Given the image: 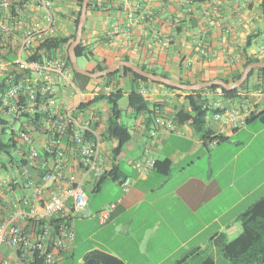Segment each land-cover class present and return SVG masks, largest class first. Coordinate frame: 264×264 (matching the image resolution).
Wrapping results in <instances>:
<instances>
[{
	"label": "crops",
	"instance_id": "obj_1",
	"mask_svg": "<svg viewBox=\"0 0 264 264\" xmlns=\"http://www.w3.org/2000/svg\"><path fill=\"white\" fill-rule=\"evenodd\" d=\"M53 1L55 21L45 37H70L77 30V0ZM36 23L48 27L45 13L37 5L13 2L8 9L0 6V68L6 65L12 74L16 72L12 62L32 54V50H21V41L26 29ZM2 25L11 26L12 34H3ZM81 41L93 52L90 58L83 56V67L90 71L125 60L178 81L222 79L243 71L248 57L264 61V0H92ZM65 49H60L58 56L62 57ZM5 77L0 69V85ZM118 79L123 89L119 105L124 127L118 137H111L108 99L83 108L80 105L95 94L108 95L114 84L92 78L88 90L80 92L70 68L66 77L54 78L58 107L73 110L100 134L99 164L104 174L112 173L99 184L102 175L86 173L77 150L65 140L67 170L83 181L88 205L82 214L70 217L75 236L59 253L61 263L83 264L85 255L97 249L125 264H201L208 256L218 264L216 239L235 238L242 231L240 214L264 196V127L253 121L234 128L215 121L211 113L216 103L229 108L246 99L253 106L252 114L259 113L264 108V87L253 88L259 75L234 97L225 98L215 90L203 92L210 105L207 126L226 138L207 144L191 120L176 117L189 110L185 93L137 82L151 103L153 115L149 118L148 112H134L129 104V77ZM70 87L78 94L67 103L64 99H69ZM157 116L172 121L173 129L157 127ZM0 121L1 140L6 142L18 125L9 115ZM19 144L24 151V143ZM12 154L11 159L0 151V180L8 181L2 194L6 201L28 193L19 169L25 162L23 153L12 148ZM150 161L163 163L148 168ZM167 161L169 171L164 173ZM31 174H35L33 170ZM126 178L132 180L127 191L122 186ZM111 203L115 207L108 220L102 221L100 212ZM64 213L69 214L67 210ZM3 214L0 208V221ZM24 226L28 230L30 222ZM3 255L18 258L14 248H4Z\"/></svg>",
	"mask_w": 264,
	"mask_h": 264
},
{
	"label": "built area",
	"instance_id": "obj_2",
	"mask_svg": "<svg viewBox=\"0 0 264 264\" xmlns=\"http://www.w3.org/2000/svg\"><path fill=\"white\" fill-rule=\"evenodd\" d=\"M13 2L40 7L45 13L48 27L36 23L24 32L21 50H32V54L28 58L17 57L12 62L15 73L23 74L22 78L16 81L6 65L0 68L8 77L7 88L0 92V118L9 115L18 125L10 132L9 139L17 142L15 152L23 153L22 157L25 158L19 169L23 187L28 190L27 194L6 201L2 194L8 181L0 180V208L4 210L0 221V264H62L59 253L74 239V231L70 221L60 222L56 228L50 221L66 210L70 217L80 215L88 205L83 181L67 170L68 147L65 140L70 141L77 150L84 171H93L100 177L104 174L99 164L101 137L88 121H81L73 110L58 107L54 78L68 75L66 61L60 56L48 57L45 54L41 60L29 59L55 21L52 11L54 1L1 0L0 6L8 9ZM2 32L11 35L13 29L9 25H2ZM39 52L44 53L43 50ZM215 91L223 94L221 88ZM216 106L211 113L213 119L229 123L234 128L245 126L253 110L248 99L239 106L226 108L219 106V103ZM154 121L157 127H174L172 121L162 116H157ZM1 127L3 124L0 121ZM151 133L155 134L156 131L152 130ZM39 140H43V144ZM20 142L25 145L24 151ZM154 165L155 161H150L148 168ZM31 170L35 174H31ZM131 182L130 178L122 181L125 191ZM114 207L115 203H111L103 209L100 219L108 220ZM23 222H30L28 230ZM4 248H14L18 258L13 260L4 256Z\"/></svg>",
	"mask_w": 264,
	"mask_h": 264
},
{
	"label": "trees",
	"instance_id": "obj_3",
	"mask_svg": "<svg viewBox=\"0 0 264 264\" xmlns=\"http://www.w3.org/2000/svg\"><path fill=\"white\" fill-rule=\"evenodd\" d=\"M83 0H77V5L79 7L77 11V16L75 19V27L77 28L79 17L81 14ZM92 6V0L89 2L88 10ZM75 33L70 37L66 36H49L46 37L36 48L34 54L29 58L30 60H41L45 55L48 57H56L58 56V52L62 48H66L63 53L62 58L66 61L67 66L71 69L74 74V83L76 87L85 92L88 90V85L92 80L91 77L87 75H83L77 72L73 68V64L70 60V56L68 53V47L70 43L74 40ZM250 45V44H249ZM248 45V46H249ZM44 51V53H40L39 51ZM76 53L78 58L86 56L90 58L93 55L92 50L87 49L83 42L76 47ZM261 61L257 57H248L246 62L244 63V68L247 64ZM105 66L98 67L97 69H93L92 72L100 71L105 69ZM143 69L147 71H151L157 73L155 70H148L143 67ZM14 75V80H19L23 77V74ZM242 74V71H237L230 77H222L226 82H233L238 79ZM259 75L260 80H258L254 84V89H259L264 87V68L258 67L251 71L246 81L238 88L228 90L224 87L213 85L208 88H204L201 90L194 91H186L180 89L178 87L170 86L165 83L157 82L151 80L145 76H142L135 71H133L129 67H122L116 72L110 73L108 75L102 76L98 79H102L106 81L107 85L114 84V90H112L108 95H100L95 94L94 98L89 102H82L80 108L86 107L91 103L98 101L101 98H107L109 103L111 104L112 114L109 121V134L111 137H118V133L121 129H123L124 125L121 123L122 110L119 105V100L122 98L123 89L119 87V83L117 84L118 78L121 76H128L130 79V95H129V104L134 112H148L149 118H152L153 111L150 108V101L140 92V89L137 87L136 83L139 81L151 82L155 84L164 85L167 88L179 90L185 93V100L188 103L189 110L187 112L180 111L177 113L176 117L179 121L183 120H191L192 125L194 126L196 132L201 136L202 139L205 140V143L211 142L214 140H218L220 142L225 141L226 138L220 134H214L212 130L207 126V116L210 110L209 100L203 96V92L207 90H215L217 88H221L223 91L222 96L234 97L237 96L239 90L243 87H246L251 78L254 75ZM167 76V75H165ZM168 77V76H167ZM8 77H5L4 83ZM186 83H192L189 80H180ZM0 85V92L4 91L7 88V84ZM118 85V87H117ZM253 121H259L264 125V108L257 113L256 115H251L247 119V124H250ZM4 132V131H3ZM1 133V132H0ZM17 142L10 138L8 141L3 142L1 140L0 134V151L7 154L11 159L14 157L12 154V148L16 146ZM121 147H117L119 150ZM163 162L157 161L155 162L156 167H160ZM167 167L164 169V173L169 171V161L166 162ZM112 176V173H105L100 177L99 184L103 182L106 178ZM65 212V211H64ZM62 212L57 218H54L50 221L51 225L56 228L58 223L64 221H70V215ZM239 221L242 225V231L233 239L228 240L223 237H219L216 239V243L219 247L220 252L224 257L229 259L233 264H264V196L254 202L251 206H249L243 213L239 216ZM44 223V221L42 222ZM40 264V263H39ZM83 264H125L120 258L117 256L102 251V250H92L88 252L85 257ZM201 264H217L216 260L212 256H208L203 260Z\"/></svg>",
	"mask_w": 264,
	"mask_h": 264
},
{
	"label": "water",
	"instance_id": "obj_4",
	"mask_svg": "<svg viewBox=\"0 0 264 264\" xmlns=\"http://www.w3.org/2000/svg\"><path fill=\"white\" fill-rule=\"evenodd\" d=\"M89 2H90V0H83V2H82L81 14L79 17L78 26H77V30L75 33V38L70 43V45L68 47V53L70 56V60L73 64V68L77 72H79L83 75H87L91 78H100L102 76L116 72L119 69H121L122 67L126 66V67L131 68L136 73H138L142 76H145L151 80L161 82V83H165V84L170 85V86L178 87V88L186 90V91L201 90V89L213 86V85H218V86L224 87L228 90H232V89L240 87L246 81V79L248 78V76L252 70H254L255 68H258V67L264 68V61H256V62H252V63L247 64L245 66L244 70L242 71L241 76L233 82H226L223 79L217 78V79H213V80H209V81H202V82H196V83H186V82L178 81V80L172 79L170 77H167V76H164V75H161L158 73L150 72V71L143 69L142 67H140L138 65H135L134 63H132L130 61H125V60L118 61L116 64L108 66L103 70L92 72V71H90L84 67H81L79 65L78 56L76 53V47L80 44V42L82 40L84 25H85L86 19H87Z\"/></svg>",
	"mask_w": 264,
	"mask_h": 264
},
{
	"label": "rangeland",
	"instance_id": "obj_5",
	"mask_svg": "<svg viewBox=\"0 0 264 264\" xmlns=\"http://www.w3.org/2000/svg\"><path fill=\"white\" fill-rule=\"evenodd\" d=\"M78 63H79V65L81 67H83L85 65L86 61H85V59L83 57H80L78 59ZM80 92H82V91H80ZM74 94H78V91L75 90V88L70 87L69 94H68L69 99L68 100L67 99H64V101H66L67 103H69L71 101V97L74 96ZM122 102H123V100H122ZM257 125H259L260 127H264L260 122H257ZM252 127H256V126H252ZM9 129L10 128H8V131H9ZM260 135H263V133H260ZM108 143L111 144L112 142L110 140H108ZM263 145H264V142H263ZM1 158H0V160H1ZM219 256L220 257L218 259V264H227V263L232 264V262L230 260H228L227 258H225L221 252H219Z\"/></svg>",
	"mask_w": 264,
	"mask_h": 264
}]
</instances>
